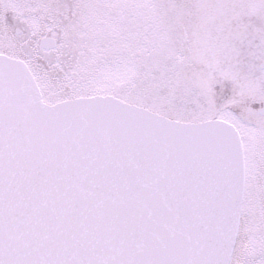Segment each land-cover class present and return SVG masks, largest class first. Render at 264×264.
Instances as JSON below:
<instances>
[{"label":"snow or ice","instance_id":"obj_1","mask_svg":"<svg viewBox=\"0 0 264 264\" xmlns=\"http://www.w3.org/2000/svg\"><path fill=\"white\" fill-rule=\"evenodd\" d=\"M0 264H264V0H0Z\"/></svg>","mask_w":264,"mask_h":264}]
</instances>
